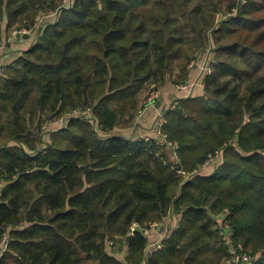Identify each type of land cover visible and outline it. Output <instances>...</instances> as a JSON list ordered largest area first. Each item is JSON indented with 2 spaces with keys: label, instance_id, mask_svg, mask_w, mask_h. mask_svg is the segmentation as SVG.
<instances>
[{
  "label": "trees",
  "instance_id": "obj_1",
  "mask_svg": "<svg viewBox=\"0 0 264 264\" xmlns=\"http://www.w3.org/2000/svg\"><path fill=\"white\" fill-rule=\"evenodd\" d=\"M224 3L238 11L216 28ZM48 10L60 15L35 27ZM4 23L39 35L0 77V264H226L236 250L264 264V0H0V42ZM208 41L213 73L164 113L165 143L113 133L146 83L175 65L187 78ZM77 108L92 114L43 140L42 116ZM171 212L177 227L148 254L141 229Z\"/></svg>",
  "mask_w": 264,
  "mask_h": 264
},
{
  "label": "rangeland",
  "instance_id": "obj_2",
  "mask_svg": "<svg viewBox=\"0 0 264 264\" xmlns=\"http://www.w3.org/2000/svg\"><path fill=\"white\" fill-rule=\"evenodd\" d=\"M74 2H75V0H63V4L66 5L67 7L73 5ZM220 9L225 13L226 10H227V3H224ZM54 13H55V10H48V11L41 12L39 14V16H38V20H37V22L35 24L36 25L35 27L42 28V27H45L47 23H49V22H51L53 20H56L57 16L60 15V11H59V13H56V14H54ZM50 14L52 16H50ZM216 21H217V18H216ZM35 27L34 26L33 27L26 26V27H19V28L18 27H13V28L7 30L6 29V23H4L3 40H2V42H0V53L4 52V51H6L7 49L10 48V46L8 44V42H9L8 40H9L10 36L13 38V40L15 38V40L21 42V44L24 43V38H25L28 41L27 45L29 44V47H30L33 43H35V41L37 40L38 35H39L37 32H35V29H34ZM21 32H23V33H21ZM204 47L205 48L203 49V51L201 50V52H200L199 49H197V47L195 49H193L191 56H193L195 58V60H197V63H194L193 66H191V62L188 64V72L189 73H188L187 78H184V76L181 75L180 66L175 65L173 68H170L167 72H165L164 76H162V74H159L157 76V83H159L161 85H164L165 82H166L167 76H169V79L171 80V83H175L174 84L175 87L177 85H187V86H191L192 87V85H193L192 90L194 89L195 86H197V90H198L197 93H200V92L203 93L202 87L199 85V83H200L202 75H203L202 64H203L204 59L207 56L208 51L211 49V42L208 41V43ZM193 57H192V60L194 59ZM216 59L217 58L214 57V60H216ZM176 63H178V62H176ZM6 67L0 68V77L4 76L6 74ZM156 86H158V84H156V83L155 84H151V83L148 82V83H146L144 85V87H142L140 89L139 94H138V105H137V109L135 111L134 117L130 121L121 123V127H124V126L131 127L132 124L135 121H138L139 117H141L143 115L144 109L147 108V106L139 107V95H145L146 94L145 95L146 103H147L148 99H150V101H153V102L150 103L151 106H153L156 102L159 101V99L161 97V94H160V91L156 92L154 90V88H156ZM176 90L179 93H182L180 90L177 89V87H176ZM178 99L179 98L174 99L173 102L171 103V105L169 106V108L172 105H175V103H177ZM151 106H149V107H151ZM169 108L163 109L161 111V113L159 114V116L156 119V122L161 117L164 116V113ZM76 110H77L78 113H81L80 116L81 115H86L87 116V115L92 114L90 109H79V108H77ZM71 114H72V112L70 114H67L66 116L56 117V118H53V119L51 118L52 120L48 119L47 115L42 116L44 119H46V121L42 125V128H40V130H39V131L43 130V132H44L43 140L44 141L48 140L49 135H47V133L52 132L53 130L59 129L60 128L59 126L64 122V120H67L71 116ZM72 116H75V115H72ZM156 122H155V124H156ZM37 123L38 122H36V124ZM115 133H118V131H116ZM144 138L146 139V138H153V137L151 135H146V136H144ZM40 145H42L41 147H45V143L43 141L40 143ZM166 146L169 148V153L172 156L171 157L172 160L176 159L177 155H176V153H175V151L173 149L175 145H171V143L168 141V144ZM171 146L173 148H171ZM220 164H221V155H218L214 160L210 161L206 165H203L202 168L206 169V170H213V169H216ZM171 213H175V212H171ZM170 214H169V216H167L166 218L163 219L162 224H161V222L158 223V226H156L153 229V231L149 230L147 232L148 234L146 233V230H148L150 228L145 229V230L141 229L145 233V235L148 237V239H150V238L152 239L153 238L154 242H162L163 239L154 238V235L156 234V232L158 231V235L166 234V232H169L172 229L176 228L175 225L177 224V220L175 221L174 217L172 219ZM175 214L177 215V213H175ZM179 216L181 217V215H179ZM179 216H178V218H179ZM137 226L138 225L135 224L133 227H131V230H130V234L131 235L134 234V231H135ZM167 226H168V229L166 228ZM160 227H162V229L159 232V228ZM169 227H171V228H169ZM112 242H114V241H112ZM150 243H152V241ZM159 249H161V248H159ZM108 250L111 251V252L114 251L116 256H118L117 254H118V250H120V246L119 245H110L109 244ZM150 253H152V252L149 251L148 254H150ZM118 258H119V256H118Z\"/></svg>",
  "mask_w": 264,
  "mask_h": 264
},
{
  "label": "crops",
  "instance_id": "obj_3",
  "mask_svg": "<svg viewBox=\"0 0 264 264\" xmlns=\"http://www.w3.org/2000/svg\"><path fill=\"white\" fill-rule=\"evenodd\" d=\"M8 41H9L8 44L10 48L0 53V68L6 67L7 65L14 62L19 56L22 55L23 51L28 49L29 47V44L27 45L28 41L25 38H24V43L22 42L23 44L15 40V38L13 40L11 36ZM156 84L159 85L157 87L158 90L156 89L154 90L156 92L160 91V94H161L159 101L156 102L153 106H151L150 104L146 103V97H145L146 94L139 95V107L147 106V108L144 109L143 115L139 117L138 121H135L131 127H128V126L116 127L114 130V133L118 131L119 134H123L124 136L128 138L144 137L146 135H151L154 138L157 137V130L155 128V125H156L155 122H156L157 117L159 116V114L161 113L163 109L169 108V106L171 105L174 99L180 98L183 95L182 93H179L176 90V87L174 85L175 83H171L169 76H167V79L164 85H161L157 82ZM200 94H202V92H200ZM213 171L214 169L213 170H206L203 168L201 169V172L207 175L211 174ZM170 216L172 217V219L174 217V220L175 221L177 220V224H178L180 216L178 214L176 215L175 213H171ZM177 224L175 225L176 227H177ZM166 228L168 229V226ZM161 229L162 227L159 228V232ZM166 234H168V232H166ZM166 234L158 235V231H157L155 234L157 237L154 235V238L163 239ZM149 240L150 242L154 241L153 238L152 239L150 238ZM119 246L121 247H120V250H118L117 255L122 261H125L128 255V246L127 245H124V246L119 245Z\"/></svg>",
  "mask_w": 264,
  "mask_h": 264
},
{
  "label": "built area",
  "instance_id": "obj_4",
  "mask_svg": "<svg viewBox=\"0 0 264 264\" xmlns=\"http://www.w3.org/2000/svg\"><path fill=\"white\" fill-rule=\"evenodd\" d=\"M239 1H240L241 5H244V4L247 3V0H239ZM64 6H66V5H64ZM239 8H240V6H239ZM59 11L60 10L55 11L54 14L59 13ZM237 11H238V7L233 8L228 13L218 12L217 13V21H216L215 27L218 28L220 26L221 22H223L225 19H228L231 16L235 15L237 13ZM50 16H52V15L50 14ZM21 33H23V32H21ZM215 53H216L215 47H213L211 45V49L208 51L207 56L204 59L203 64H202L203 75H202L201 81L199 83V85L202 87V91L205 88L206 79L213 73V66H214V63H215V60H214ZM194 63H197V60H195V58L191 61V66H193ZM176 87H177L178 90H180L182 92V95H183L182 97H187L189 95H199L200 94V93H197L198 92L197 86H195L193 90H192L193 85H192V87L191 86H187V85H177ZM151 102H153V101H150V99L147 100V103L150 104ZM177 103H178V100H177ZM80 114L81 113H78L77 110H73L71 116L72 115L80 116ZM67 120H64V122L59 127L61 128L62 126H65V124L68 123ZM164 122H165L164 116L161 117L156 122L155 128L157 130V137H155V138H157L158 142H164L165 143L166 137L162 134V126H163ZM149 139L150 138H146V140H149ZM171 145H174V144L171 143ZM171 148H173V147L171 146ZM174 148H175V146H174ZM218 155H220V154L217 153L216 155H210V158L208 159V161L204 165H206L210 161L214 160ZM226 213H227V211H226ZM219 223H220V226H221V229H222V234H223L224 239L226 240V242H230L231 237H230L229 224L225 221V218H221ZM157 225H158L157 223L153 224L150 227V229L146 230V233L149 230L153 231V229ZM8 243H9V237L7 235H5L2 239H0V255H3V253L7 250ZM161 243L162 242H154V241L152 243H150L148 248H147L148 252L149 251L154 252V251L158 250L159 248H161L162 247ZM109 244L113 245V242L110 241ZM234 254L235 255L232 258H230V259H228L226 261V264H250L253 261V256L250 255V254L242 253V252H239L237 250L235 251Z\"/></svg>",
  "mask_w": 264,
  "mask_h": 264
},
{
  "label": "water",
  "instance_id": "obj_5",
  "mask_svg": "<svg viewBox=\"0 0 264 264\" xmlns=\"http://www.w3.org/2000/svg\"><path fill=\"white\" fill-rule=\"evenodd\" d=\"M167 41H168V36H167V38H166V42H167ZM62 60H63V59H62ZM62 60H61V61H62ZM84 168H85L86 171H89V166H88V165H86Z\"/></svg>",
  "mask_w": 264,
  "mask_h": 264
}]
</instances>
